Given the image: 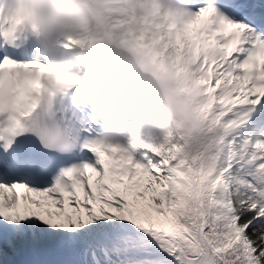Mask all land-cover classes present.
<instances>
[{
  "label": "snow or ice",
  "instance_id": "snow-or-ice-1",
  "mask_svg": "<svg viewBox=\"0 0 264 264\" xmlns=\"http://www.w3.org/2000/svg\"><path fill=\"white\" fill-rule=\"evenodd\" d=\"M177 3L116 22L198 97L155 143L74 135L53 100L78 75L0 17V264H264V0ZM201 15L199 39L183 38Z\"/></svg>",
  "mask_w": 264,
  "mask_h": 264
},
{
  "label": "clouds",
  "instance_id": "clouds-1",
  "mask_svg": "<svg viewBox=\"0 0 264 264\" xmlns=\"http://www.w3.org/2000/svg\"><path fill=\"white\" fill-rule=\"evenodd\" d=\"M179 6L177 0H0V17L9 27L8 17L20 19L18 42L41 63L78 75L53 100L74 135L155 143L183 131L195 115L198 97L131 48L116 22ZM205 25V16L196 17L185 25L183 38L196 42ZM70 39L83 41V46L65 47ZM73 97L86 103H74Z\"/></svg>",
  "mask_w": 264,
  "mask_h": 264
}]
</instances>
